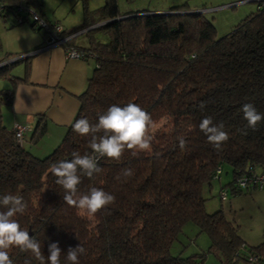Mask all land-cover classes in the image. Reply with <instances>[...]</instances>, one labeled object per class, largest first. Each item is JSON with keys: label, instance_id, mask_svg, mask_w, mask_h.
Wrapping results in <instances>:
<instances>
[{"label": "trees", "instance_id": "trees-1", "mask_svg": "<svg viewBox=\"0 0 264 264\" xmlns=\"http://www.w3.org/2000/svg\"><path fill=\"white\" fill-rule=\"evenodd\" d=\"M255 3V12L220 37L212 21L201 10H190L187 1L163 12L138 9L124 14L117 0H105L94 10L84 4L82 23L58 32L68 35L83 30L85 46H74L93 65L58 144L46 154L35 155L22 144L24 134L30 131L31 141L41 139L46 130L44 117L38 115L34 127L19 141L2 121L0 109V196L24 197L28 207L16 219L41 242L45 257L48 245L58 242L62 264H67L68 248L79 244L86 249L80 264H205L208 252L220 264H251L253 255L256 264H264V241L246 245L237 233L238 225L226 219L221 209L207 212L202 197V185L219 178L221 164L232 168L231 181L221 187L225 192L229 187L231 193L253 188L234 184L241 172L264 169V121L257 130L248 129L247 135L238 131L247 123L242 105L251 103L264 113V1ZM35 5L40 2L0 0V16L10 25L29 23L41 29L28 18V11L18 8ZM37 13L42 17L41 11ZM69 43L73 45V38ZM15 62L0 65V77L11 82L9 89L0 90V108L11 103L15 83L27 78V71L23 77L9 72ZM128 103L149 112L153 125L163 120L161 128H150L151 149L136 156L126 149L119 160L102 158L100 173L91 179L82 176L81 194L97 187L115 196L105 209L89 215L67 205L50 166L71 159L73 151L91 154L89 138L77 134L74 123L86 118L94 124L111 105ZM207 116L214 124L223 123L229 135L219 151L199 129ZM180 136L186 140L184 149L179 147ZM217 168L220 171L215 173ZM125 169L133 174L124 176ZM188 221L210 239L207 251L197 259L195 254L173 255L169 248ZM9 254L14 264L31 258L17 248ZM32 264L38 261L33 258Z\"/></svg>", "mask_w": 264, "mask_h": 264}, {"label": "clouds", "instance_id": "clouds-1", "mask_svg": "<svg viewBox=\"0 0 264 264\" xmlns=\"http://www.w3.org/2000/svg\"><path fill=\"white\" fill-rule=\"evenodd\" d=\"M199 107L203 110L205 104L202 102ZM241 111L247 122L243 129L238 130L242 135H247L248 129L257 130L258 124L264 121V113L258 112L251 103L242 105ZM152 126L151 114L136 103H128L123 107L111 105L104 114L99 115L98 121L94 124L86 118L77 120L73 130L80 136L89 138L88 147L91 154L73 151L71 159L51 164L50 172L56 177V184L64 190L63 201L89 215H95L112 204L115 196L101 188L90 187L87 193L81 194L78 186L81 184L82 176L93 178L102 171L99 165L102 158L119 160L126 149L131 150L133 156L149 151L154 138L150 132ZM199 129L217 151L221 150L222 144L229 139L223 123L214 124L210 116L201 120ZM177 139L179 147L184 149L185 138L180 136ZM132 174L130 169L123 172L124 176ZM27 207V202L21 195L0 196V264H14L9 254L12 248L31 254V258H26L24 264H32L33 258L38 264H62V250L58 242L48 245V255L45 257L41 242L35 236H30L28 230L22 229L16 217L23 215ZM85 253L86 249L81 244L74 248L69 247L65 256L67 264H80L79 257ZM251 264H256L255 259Z\"/></svg>", "mask_w": 264, "mask_h": 264}, {"label": "rangeland", "instance_id": "rangeland-1", "mask_svg": "<svg viewBox=\"0 0 264 264\" xmlns=\"http://www.w3.org/2000/svg\"><path fill=\"white\" fill-rule=\"evenodd\" d=\"M40 2V9H42V17L49 22H58L63 28H69L74 25L82 23V15L84 1L87 8L92 10L100 6L104 0L98 3V0H38ZM139 0H118L119 11L124 12L130 9H151L154 4H157L155 0H149L150 4H145L148 0H143L142 6L135 7V2ZM230 1V0H227ZM189 4V2H187ZM230 2H214V0L205 1L203 7L209 8V10H202V14L206 19L211 20L216 28V37H220L229 32L233 25L238 23L243 17L250 12H255V2H243L229 5ZM160 5V4H159ZM168 5V4H167ZM164 9H168L169 6H160ZM202 7V5H201ZM37 5L31 6L28 10L37 13L39 11ZM203 9V8H200ZM23 13L27 10L25 7L20 9ZM28 18L31 19V13L28 14ZM8 21H3L0 16V37L2 46L1 51L6 48L15 49L18 44L28 47L33 45L38 40V37H42L43 28L34 31L29 27L27 23L24 25H16L10 28H6ZM9 24V23H8ZM81 35H78L76 39H81ZM102 41H106V37H101ZM20 55V54H16ZM10 59V58H9ZM7 61V60H6ZM23 62L12 66L14 74L17 70L21 69ZM7 79L0 77V82H4ZM7 106L3 105L1 108L3 112H6ZM6 118V116L4 115ZM163 120L156 122L152 129H159L163 125ZM232 168L230 165L224 163L221 164V172L219 179H211L209 184H203L202 197L205 198V210L207 212H213L221 209L226 219L232 221L238 225V232L246 245H256L261 241H264V187H253L252 189L243 188L238 193H231V190L227 189L226 196L221 199L220 190L221 187L225 188L226 183H229L232 179ZM228 186V185H226ZM177 238L171 244L170 251L173 255H181L183 257L189 255H196V259L199 258L198 254L206 252L210 239L205 232L198 229V226L193 222H185L182 226L179 234H176ZM205 264H220V261L216 256L208 252L204 257Z\"/></svg>", "mask_w": 264, "mask_h": 264}, {"label": "crops", "instance_id": "crops-1", "mask_svg": "<svg viewBox=\"0 0 264 264\" xmlns=\"http://www.w3.org/2000/svg\"><path fill=\"white\" fill-rule=\"evenodd\" d=\"M102 1L103 0H98L97 4H100ZM150 1L148 0L145 4H150ZM155 1L156 3H158L152 5L153 7L149 9V11L163 12L168 9H164L160 6L171 7L173 5L181 4L185 1L189 2L188 6L190 10H209V8L203 7L206 6L203 5L204 2L209 0ZM224 1L235 2L236 0H214V2ZM84 4L86 5L85 1ZM140 4H144L143 0L135 2L134 4H132V6H142ZM37 6L39 7L37 9L42 12V9H40L41 7L39 5ZM132 10L138 9H130L124 12L120 11V13L124 14ZM8 23L9 21L5 25L6 28L16 26L10 25V23ZM24 24L25 23L21 25ZM27 24L34 31L38 30L32 28L29 23ZM75 26L77 25L71 26L69 28H63L70 30ZM82 31L83 30H79L78 32L75 31L77 32V34L73 37V45L85 46L86 39L82 35L81 39H76L77 36L82 33ZM21 44L15 46V49L6 48L4 51H1L2 55L0 56V60L2 59L3 61H5L4 58H7L9 56L13 57L16 54H24L37 50L31 56L27 57L28 60L23 59L14 63L18 64L20 61L23 62L22 68L17 70V73L14 74L13 72H11L12 68L11 71H9L13 76L17 77H23L24 72L27 71V78L24 81L15 83V86L13 87V97L11 103L3 104L7 106L6 112H3V110L1 109L3 105L1 106L0 109L2 112V121L7 125L8 128H12L14 123L29 124L30 127L33 128L37 116H43L46 120V130H44L45 133L41 137V139L39 138L37 141H31V132L28 131L24 134L25 137L22 143L25 147L29 148L32 153L37 156H41L52 150V148L55 147L63 137L65 129L70 123L78 107V100L76 98V95L85 88L87 83L86 80L93 71V65L92 61L90 60L66 57L63 46H43V34L42 37H38L36 43H33V45H29L27 48L23 47L24 45ZM10 83L11 82L9 78L4 82H0V90L9 89L11 87ZM4 115L6 116V118L4 117Z\"/></svg>", "mask_w": 264, "mask_h": 264}, {"label": "built area", "instance_id": "built-area-1", "mask_svg": "<svg viewBox=\"0 0 264 264\" xmlns=\"http://www.w3.org/2000/svg\"><path fill=\"white\" fill-rule=\"evenodd\" d=\"M255 1H264V0H253L252 2ZM243 2H249L247 0H236L235 2L229 3V5H234L235 3H243ZM19 9L23 10V6H19ZM17 8V10H19ZM26 9V8H25ZM0 10H1V6H0ZM28 13H31L32 15V19L33 22L36 23V26L38 25L40 28H43V32H45L44 34V38H43V43L45 47H52V46H63L64 50H65V54L66 57L69 58H83L84 54L82 51H79L76 46L72 45L69 43L70 39H72L77 32H73L72 34H68V35H62L58 32H61V26L59 24L56 25H51L50 23L48 24L47 21L41 17L38 13H35L34 11L28 10ZM37 50L31 51V52H27V53H35ZM18 56V55H17ZM14 58V57H13ZM10 58V59H13ZM10 59H7V61H11ZM5 61H3L2 63H5ZM0 63V65L2 64ZM17 125H19V127H17ZM32 127H30L29 124H25V123H14L12 126V130L14 132V135L16 137L17 140L21 141L23 138V134L28 131L31 130ZM218 171H220L219 168L216 169L215 173H217ZM234 184H238V186L241 187H245V186H250V187H264V169L262 170H257L250 168L248 172L243 173L241 172L239 174V176L236 178L235 183ZM226 196V192L225 190H221L220 191V198L224 199ZM252 257V256H251ZM252 259H257V256L253 255Z\"/></svg>", "mask_w": 264, "mask_h": 264}, {"label": "water", "instance_id": "water-1", "mask_svg": "<svg viewBox=\"0 0 264 264\" xmlns=\"http://www.w3.org/2000/svg\"><path fill=\"white\" fill-rule=\"evenodd\" d=\"M247 1L252 2L253 0H247ZM31 55H32V53H24V54H20L18 56H15L13 59H10V60L19 61V60H23V58L29 57Z\"/></svg>", "mask_w": 264, "mask_h": 264}]
</instances>
